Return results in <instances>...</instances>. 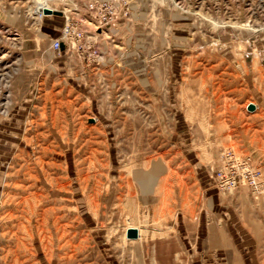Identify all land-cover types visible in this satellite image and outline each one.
Wrapping results in <instances>:
<instances>
[{
	"label": "rangeland",
	"instance_id": "rangeland-1",
	"mask_svg": "<svg viewBox=\"0 0 264 264\" xmlns=\"http://www.w3.org/2000/svg\"><path fill=\"white\" fill-rule=\"evenodd\" d=\"M162 259L264 264V0H0V264Z\"/></svg>",
	"mask_w": 264,
	"mask_h": 264
},
{
	"label": "built area",
	"instance_id": "built-area-1",
	"mask_svg": "<svg viewBox=\"0 0 264 264\" xmlns=\"http://www.w3.org/2000/svg\"><path fill=\"white\" fill-rule=\"evenodd\" d=\"M61 40H56L54 46L61 48ZM227 155V154H226ZM230 165L228 170H219L216 172V179L221 182L222 185L233 187L238 183V178H243L244 181H248L252 186L259 188L261 170L254 165V160L251 154H238L236 150L230 149L227 155ZM241 164H238V161Z\"/></svg>",
	"mask_w": 264,
	"mask_h": 264
},
{
	"label": "crops",
	"instance_id": "crops-1",
	"mask_svg": "<svg viewBox=\"0 0 264 264\" xmlns=\"http://www.w3.org/2000/svg\"><path fill=\"white\" fill-rule=\"evenodd\" d=\"M213 230L214 231H218V232H223V230H221V229H218V228H216V226H215V228H213ZM221 232V233H222ZM225 232V231H224ZM227 234V236H228V238H227V236H225L227 239H225V238H221V242H219V243H217L216 241L214 242V240H212V238H211V235H210V237H209V239H210V241H212V244H213V246H216V247H219V248H224L225 246H227V245H229V243H233V240H232V238L230 237V235L227 233V232H225V235ZM215 244V245H214ZM160 251H162L161 253H160V255H165L166 254V252H164V250H160ZM159 251V252H160ZM170 252H168V257L167 258H169V254ZM166 261L167 260H163L162 259V263L164 262V264H167L166 263ZM173 263V262H172ZM172 263H170V264H172Z\"/></svg>",
	"mask_w": 264,
	"mask_h": 264
},
{
	"label": "water",
	"instance_id": "water-1",
	"mask_svg": "<svg viewBox=\"0 0 264 264\" xmlns=\"http://www.w3.org/2000/svg\"><path fill=\"white\" fill-rule=\"evenodd\" d=\"M45 12H47V13H52V12H54L51 8H45Z\"/></svg>",
	"mask_w": 264,
	"mask_h": 264
},
{
	"label": "bare ground",
	"instance_id": "bare-ground-1",
	"mask_svg": "<svg viewBox=\"0 0 264 264\" xmlns=\"http://www.w3.org/2000/svg\"><path fill=\"white\" fill-rule=\"evenodd\" d=\"M53 10V9H52ZM54 11V10H53ZM58 11V10H57ZM44 12H45V9H44ZM46 13V12H45Z\"/></svg>",
	"mask_w": 264,
	"mask_h": 264
}]
</instances>
